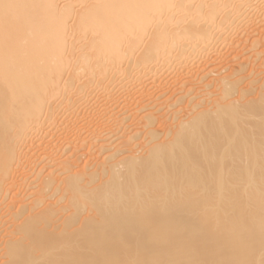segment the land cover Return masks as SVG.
I'll return each mask as SVG.
<instances>
[{"label": "bare ground", "instance_id": "6f19581e", "mask_svg": "<svg viewBox=\"0 0 264 264\" xmlns=\"http://www.w3.org/2000/svg\"><path fill=\"white\" fill-rule=\"evenodd\" d=\"M0 264H264V0H0Z\"/></svg>", "mask_w": 264, "mask_h": 264}]
</instances>
